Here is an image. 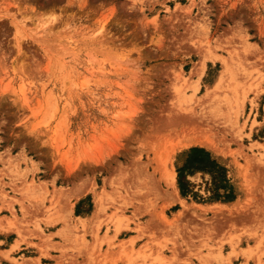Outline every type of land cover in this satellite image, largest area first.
<instances>
[{
    "label": "rangeland",
    "instance_id": "374dc122",
    "mask_svg": "<svg viewBox=\"0 0 264 264\" xmlns=\"http://www.w3.org/2000/svg\"><path fill=\"white\" fill-rule=\"evenodd\" d=\"M0 205V264H264V0H0Z\"/></svg>",
    "mask_w": 264,
    "mask_h": 264
},
{
    "label": "crops",
    "instance_id": "0c3cea01",
    "mask_svg": "<svg viewBox=\"0 0 264 264\" xmlns=\"http://www.w3.org/2000/svg\"><path fill=\"white\" fill-rule=\"evenodd\" d=\"M232 205L234 206V205H236V203H234ZM232 205H230L228 207H231ZM0 207H1V205H0ZM4 217L11 218V217H8V216H4ZM0 219H3V216H0ZM26 221H28V220H26ZM32 221H33V218L30 220V222H32ZM0 227L7 228L9 226H8V223L6 221H0ZM20 230L24 234V237L30 243H34V244H38V245H43V246L46 245V244H49V243L42 244L38 240L37 241L36 240H30V239L27 238L31 233H35L36 232L35 231L36 229L33 226V224L31 225V227H23V228L20 227ZM4 231L5 232H1L0 231V259L3 260V259H5V257H7L9 259H16L17 258L16 256H18L17 254H19V252L10 253V251H11V248L14 246L15 242L19 240V237L16 236V234H15L16 232H14V231H8V230H4ZM10 237H12L11 243H9V238ZM52 244L53 245H57V244H61V243L58 242L56 239H54L52 241ZM106 251H108V250H107L106 247H104L102 249V252L104 253ZM56 254H57V252H55V253L54 252H49V255H50L51 258H49V259H47V258H41V264H67V259L65 260L64 257L58 256ZM112 254H114V251H109L108 252L109 257ZM38 255H39V253H38ZM78 262L83 263V264H87L88 259H83L81 261H80V259H78ZM106 264H113V262L112 261H108V263H106Z\"/></svg>",
    "mask_w": 264,
    "mask_h": 264
},
{
    "label": "trees",
    "instance_id": "16d2710c",
    "mask_svg": "<svg viewBox=\"0 0 264 264\" xmlns=\"http://www.w3.org/2000/svg\"><path fill=\"white\" fill-rule=\"evenodd\" d=\"M189 153L188 164L178 170V185L183 196H186L188 194V186L190 184L187 181L186 176L188 174L187 172L191 171L190 169H204L202 165H210L217 168L218 172L222 170V168L216 163V161L212 160L209 152L203 149L194 148L190 150Z\"/></svg>",
    "mask_w": 264,
    "mask_h": 264
},
{
    "label": "bare ground",
    "instance_id": "6f19581e",
    "mask_svg": "<svg viewBox=\"0 0 264 264\" xmlns=\"http://www.w3.org/2000/svg\"><path fill=\"white\" fill-rule=\"evenodd\" d=\"M200 65H201V64H200ZM202 66H203V65H202ZM203 67H204V66H203ZM197 68H198V67H197ZM217 85H218V84H217ZM235 124H236V123H235ZM203 142H204V141H203ZM203 142H202V143H203ZM206 142H207V141H206ZM208 142H209V141H208ZM210 143H211V142H210ZM204 145H205V144H204ZM207 145H208V144H207ZM211 145H212V144H211ZM200 146H201V145H200ZM207 147H208V146H207ZM211 147H212L213 149H215V150L217 149V148H214L213 146H211ZM216 151H217V150H216ZM217 152H218V151H217ZM219 152H220V151H219ZM217 154H219V153H217ZM169 178H170V180H169L170 185L173 186V187H174V186L176 187V178H175L174 174H173L172 176L170 175ZM248 187H249V186H248ZM176 189L178 190L177 187H176ZM101 206H102V205H101ZM130 239H131V237H130ZM132 241H133L132 239L129 240V242H131V243H132ZM131 243H130V245H131ZM128 245H129V244H128ZM128 245H127V246H128Z\"/></svg>",
    "mask_w": 264,
    "mask_h": 264
}]
</instances>
